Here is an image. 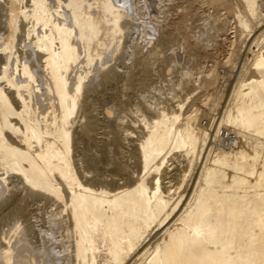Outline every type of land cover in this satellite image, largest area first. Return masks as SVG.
I'll use <instances>...</instances> for the list:
<instances>
[{
    "label": "bare ground",
    "instance_id": "bare-ground-1",
    "mask_svg": "<svg viewBox=\"0 0 264 264\" xmlns=\"http://www.w3.org/2000/svg\"><path fill=\"white\" fill-rule=\"evenodd\" d=\"M185 1L198 32L143 16L135 39L140 0H0V264H264V0ZM225 38L226 98L205 63ZM176 40L210 127L189 84L170 106L149 86Z\"/></svg>",
    "mask_w": 264,
    "mask_h": 264
},
{
    "label": "rangeland",
    "instance_id": "rangeland-1",
    "mask_svg": "<svg viewBox=\"0 0 264 264\" xmlns=\"http://www.w3.org/2000/svg\"><path fill=\"white\" fill-rule=\"evenodd\" d=\"M164 0H155V4H156V6H154V5H150L149 3H151V2H148V4H146V6L148 7H146L145 6V2L144 1H142V0H140V3H139V5L141 4V2H144V3H142L143 4V6H141L140 5V7H141V16L140 17H138V18H135L137 21H134V22H138V20H139V22L137 23V24H135V26H134V28H135V33L137 34V35H135V39L137 38H139V36H140V34L142 33V31H141V28H142V30H144V28H146V27H148L149 25L150 26H153V23L155 24L156 23V20H157V23L158 24H160V22H161V20H162V22H161V24H169L170 25V23L171 24H174V23H176L177 21H178V19L180 18H184L186 21V23L188 24V28H190L189 30H191L192 28L190 27V25H192V27H193V25H195L196 26V24H198L196 27L194 26V28L192 29V31L191 32H198L200 29H201V27H203V26H201L200 25V23L201 24H203L204 25V23H203V20L200 22V21H198V17H195V16H192V17H190V15H187V16H185L187 13L189 14L190 12V7L188 6V4L186 3V1L184 0H177V1H173V0H165L164 2H163ZM171 2V3H170ZM178 2V3H177ZM160 3V4H159ZM170 3V4H169ZM152 4V3H151ZM162 4V5H161ZM168 5H169V7H168ZM150 6H152V7H150ZM157 6H158V9H157ZM174 6V7H173ZM165 7V8H164ZM142 8H143V10H142ZM146 8V9H145ZM150 8V9H149ZM162 8V9H161ZM168 8V9H167ZM147 9L149 10L148 11V13L147 12H144V11H147ZM152 9V10H151ZM169 9H170V11H169ZM164 10V11H163ZM175 10V11H174ZM177 10V11H176ZM187 11V12H186ZM174 14H173V13ZM148 14V16L146 15V14ZM159 13V14H158ZM166 13V14H165ZM145 14V15H144ZM150 14V15H149ZM159 16H158V15ZM170 14V15H169ZM185 14V15H184ZM183 15V16H182ZM144 16V20H148L149 21V25H148V23H146L147 21H143V20H141L142 19V17ZM145 16H146V19H145ZM135 17H137V16H135ZM154 17V18H153ZM190 18H192V19H190ZM150 19V20H149ZM160 19V20H159ZM168 19V20H167ZM179 19V20H180ZM188 19H190L189 21H188ZM194 19V20H193ZM197 19V21H195ZM141 20V21H140ZM192 20V21H191ZM199 20H201V19H199ZM160 21V22H159ZM168 21V22H167ZM170 21V22H169ZM193 21H195V22H193ZM173 22V23H172ZM145 23V24H144ZM156 23V24H157ZM193 23H196V24H193ZM144 26V25H147V26H144V27H142V25ZM187 24H186V26H187ZM199 25L201 26V27H199ZM149 26V27H150ZM139 28V30H137ZM149 29H152V27L151 28H146V30H147V32H149V33H151V32H153L154 30L152 29V31L151 30H149ZM145 30V31H146ZM149 30V31H148ZM139 31V32H138ZM157 34H158V31H157ZM201 36V35H200ZM202 37V36H201ZM224 38V37H223ZM190 40V36H189V39L187 38V41H188V43H190V42H192V41H189ZM191 40H192V37H191ZM228 39H226L225 38V40L223 39L222 40V46L221 47H219V49H215V50H211V55L209 56H207V58H205V63H206V66H207V68H209V67H216V69H217V71L219 72V75H218V77H217V79H216V81H215V89H214V91H216V90H223V88L225 89V98L227 97V95L229 94V92H230V90H231V87H232V85H233V83H234V78H235V74H236V70H237V67H238V64H237V66H234L233 67V65L232 64H230V63H228V64H230V65H228V66H225L227 63H225V65H222L223 64V62H225V57H224V49H223V46L224 45H227L228 44V41H227ZM153 41L154 40H152L151 42H152V44H153ZM179 41V42H178ZM176 40V42H173V46H171V48L169 47L167 50H165L166 51V54L168 53V56H169V59H168V56H166V55H164V53L165 52H162L161 53V55L163 54L165 57H167V59L164 57V56H161L162 58H160V60H157L159 57H156V59H155V57H154V59L152 58V60L151 59H147V60H149V71H150V67H151V69H152V71H150V72H153L152 74V78L153 79H149V82H151V84H149V86H154V87H156V86H161V87H156V94L157 95H155V98H156V100H158L157 102H158V106H159V104H160V106L162 105V103L164 104L165 102V104L164 105H162V106H170L171 105V103H173L174 101V99H175V102H174V104L176 103V99H183V98H185L186 97V92H188L189 90L187 89V88H185V86L187 87L188 86V84H189V86H188V88L190 89V96L191 95H193V97H191L190 98V102L189 101H187V103H186V105L184 106V110H187L188 108H189V106H191V104H192V99H193V102H194V100H196V104L198 105V106H200V108L202 109V110H204L205 111V113H207V115L205 116V115H203L202 116V118H201V120H202V122L204 123V125H207V127H210V126H208V125H211V122H212V119H213V117H214V115H215V117H218V114H216V112L215 111H213V110H210L209 109V107H207L206 105H205V103H203L202 101H205V98H206V96L208 95V91L207 90H205L204 89V87H202V84L200 83V84H198V81L199 80H202V78L200 79V78H196L194 75H193V78H191V77H189V78H191L192 79V81H194V84H193V82L188 78V76L186 75V74H184L183 73V71H184V67H182V66H184L185 65V60H184V55H183V52H181L179 49H178V47H179V45L181 44V40ZM186 41V42H187ZM225 41V42H224ZM248 41V40H247ZM227 42V43H226ZM144 45H145V42H142ZM178 43V44H177ZM226 43V44H225ZM241 43V45L243 46L242 47V52H241V54H243L244 55V53H243V51H244V43H243V41H241L240 42ZM224 44V45H223ZM151 45V43H149L148 44V46H150ZM178 45V46H177ZM145 46H147V45H145ZM147 46V47H148ZM146 47V48H147ZM176 50H175V49ZM224 48H225V46H224ZM254 48H256V47H254ZM145 49V48H144ZM170 49V50H169ZM222 49V50H221ZM179 50V51H178ZM222 52H220V51ZM145 52H146V49L144 50ZM168 51V52H167ZM173 53H172V52ZM176 51H178V52H176ZM219 51V52H218ZM171 53V54H170ZM214 53V54H213ZM173 54V55H172ZM175 54H177V56L175 55ZM183 56H182V55ZM212 54H213V56H212ZM218 56H217V55ZM250 54V55H249ZM180 55V56H179ZM216 55V56H215ZM183 58H182V57ZM242 55H240V57H241ZM248 56L249 57H251L252 56V54L249 52L248 53ZM126 57V58H125ZM123 59H121V62H122V60H124L122 63H123V65H122V63H121V66L122 67H129L130 66V64H132L131 62L132 61H135V60H132L133 58H129L127 55L125 56ZM163 57H164V59H166L167 61H164L165 63L166 62H169L168 64L166 63V67H165V63H163V62H161V59H162V61L164 60L163 59ZM170 57L172 58L171 60H170ZM179 59L178 61H176L177 60V58ZM238 58V60H237V62H239L240 61V59L241 58ZM150 58V57H149ZM183 60H182V59ZM218 58V59H217ZM128 59H129V61H128ZM131 59V60H130ZM181 59V60H180ZM156 60V61H155ZM173 60H174V64H171V63H173ZM208 60V61H207ZM217 62H216V61ZM152 61V62H151ZM207 61V62H206ZM215 61V62H214ZM127 64H126V63ZM181 62V63H180ZM153 65H155V66H153ZM155 63V64H154ZM158 63V64H157ZM160 63V64H159ZM128 64H129V66H128ZM184 64V65H183ZM209 66H208V65ZM213 64H216L217 66H214ZM127 65V66H126ZM136 63H134L133 62V66L134 67H132V65L130 66V67H132V68H134V69H136ZM159 65V66H158ZM174 67H173V66ZM178 67H177V66ZM156 66L158 67V72L160 71L159 69H161V68H163V67H165V68H163V69H161V72H162V74H161V72H157L156 70H155V68H156ZM161 66V67H160ZM160 67V68H159ZM219 67V68H218ZM236 67V68H235ZM178 68V69H177ZM120 69H121V67H120ZM138 69V68H137ZM157 69V68H156ZM173 69H177V73H176V70H173ZM182 69V70H181ZM228 69V70H227ZM233 69H235V72L233 71ZM229 70H231V71H229ZM164 71H165V73H164ZM181 71V72H180ZM157 74L158 76H160V78L161 79H159V77L157 76V75H155V74ZM168 73V74H167ZM171 73V74H170ZM181 73V74H180ZM184 75H183V74ZM235 73V74H234ZM164 74V75H163ZM156 77H155V76ZM166 75V76H165ZM182 75V76H181ZM225 75H230V77L228 78V81H226L225 80ZM141 76H143L142 74H141ZM169 76H171L170 78L172 79H169ZM175 76H176V78H175ZM191 76V75H190ZM155 77V78H154ZM165 77V78H164ZM183 77H184V79H183ZM196 79H195V78ZM234 77V78H233ZM175 80H174V79ZM185 78H187V79H185ZM198 79V80H197ZM151 80V81H150ZM158 80V81H157ZM167 80V81H166ZM185 80V81H184ZM190 80V81H189ZM155 82H156V84H155ZM164 82H165V84H164ZM182 82H185V84H184V86H182L183 84H182ZM190 82H192V84H190ZM155 84V85H154ZM159 84V85H158ZM164 84V85H163ZM171 84H173V85H171ZM179 84H181L180 86H179ZM196 84H198L199 86H201L202 88H200L199 86H197ZM192 85V86H191ZM194 85H196V86H194ZM149 86H148V91H143L142 89H138V88H136V87H134V88H132L129 92H128V95L129 96H127V95H121V99H124V98H126V97H124V96H127V98H126V101H125V104H123V111L127 114L126 115V117L128 118V120L127 121H129L130 122V124H129V122H127L130 126H131V129L133 130H135V128H136V130H139L141 127H139L140 125H142V128H144V125H143V123L142 122H140L138 119H136V118H138L137 116H136V105H137V102L139 103V97L141 96V95H144V94H147V93H150V90H149ZM182 86V87H181ZM163 87V88H162ZM184 87V88H183ZM194 89H192V88ZM196 87V88H195ZM177 88H179V90L177 89ZM182 88V89H181ZM200 88V89H199ZM221 88V89H220ZM134 89V90H133ZM138 89V90H137ZM181 89V90H180ZM142 90V91H141ZM184 90H186V91H183ZM188 90V91H187ZM198 90V92H196ZM200 90V91H199ZM203 90V92H201ZM133 91V92H132ZM136 91H137V93H136ZM158 91V92H157ZM161 91V92H160ZM165 91V92H164ZM141 92V93H140ZM143 92H144V94H143ZM178 92V93H177ZM195 92V93H194ZM132 93H133V95H132ZM140 93V95H139V97H137L138 96V94ZM175 93V94H174ZM185 93V94H184ZM201 93V94H200ZM161 94V95H160ZM170 94H172L173 96H175V97H173L172 95H170ZM195 94V95H194ZM199 94H200V98H199ZM178 95V96H177ZM202 95V96H201ZM136 96V97H135ZM160 96H162V97H160ZM166 97V98H165ZM169 97V98H168ZM171 97V98H170ZM195 97H196V99H195ZM198 97V98H197ZM134 98V99H133ZM154 98V99H155ZM158 98H160V99H158ZM162 98V99H161ZM164 98V99H163ZM129 99H130V101H129ZM141 99V98H140ZM128 100V101H127ZM131 100H133V101H131ZM138 100V101H137ZM137 101V102H136ZM162 101H165V102H162ZM127 102V103H126ZM129 102V103H128ZM133 102V103H132ZM112 103H114V101L113 102H111L110 101V103L108 104V105H111ZM134 104H136V105H134ZM124 105H125V107H124ZM130 105V106H129ZM139 105V104H138ZM188 105V106H187ZM135 106V107H134ZM139 106H142V104H140ZM132 107V108H131ZM186 107V108H185ZM135 108V109H134ZM132 111L131 113H133V114H131L130 113V111ZM210 110V111H209ZM135 113H134V112ZM135 114V116H132V115H134ZM214 114V115H213ZM128 115H129V117H128ZM136 117V118H135ZM133 119V120H130V119ZM135 120V121H134ZM132 121H134V122H132ZM135 122H138L137 124L135 123ZM129 126V127H130ZM136 126V127H135ZM228 126V127H227ZM137 127H139L138 129H137ZM230 126L229 125H223V127H222V129H221V132H220V134L223 136V142L221 143V145H219L218 144V146L219 147H224V148H226L227 147V149H228V147L229 146H226L225 145V139H227L228 137H230L231 135H232V129H230L229 128ZM228 130V131H227ZM225 131V132H224ZM135 132V131H134ZM222 132H223V134H222ZM135 134H137L136 132H135ZM229 139V141H231V139L230 138H228ZM180 159H182V158H180ZM183 162V163H182ZM176 163V164H175ZM174 164L176 165V167L177 168H180V170L182 169H184L183 167H185L184 166V164L187 166V162L186 161H180V163L179 162H175ZM173 164V165H174ZM178 164V165H177ZM183 164V165H182ZM172 166V165H171ZM170 166V167H171ZM187 167H185V169H186ZM173 170V171H172ZM176 171V169H174V168H172L169 172H170V174H172V173H174ZM195 174V173H194ZM191 176H194V175H189L187 178L189 179ZM188 179H186V180H188ZM173 181H177L176 179L175 180H173ZM184 183H187V181H185ZM184 185H186V184H183V186L181 187L182 189H185V187L186 186H184ZM181 189V190H182ZM4 228H8L7 226H5Z\"/></svg>",
    "mask_w": 264,
    "mask_h": 264
}]
</instances>
